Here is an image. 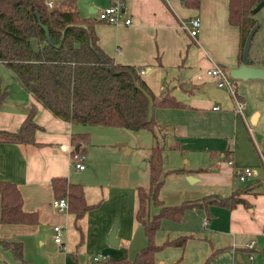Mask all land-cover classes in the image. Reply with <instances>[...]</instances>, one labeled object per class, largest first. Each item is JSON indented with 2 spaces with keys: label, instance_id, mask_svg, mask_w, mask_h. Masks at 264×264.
<instances>
[{
  "label": "crops",
  "instance_id": "0c3cea01",
  "mask_svg": "<svg viewBox=\"0 0 264 264\" xmlns=\"http://www.w3.org/2000/svg\"><path fill=\"white\" fill-rule=\"evenodd\" d=\"M228 1L198 0L197 5H190L185 0H128L123 15L131 17L128 25L122 20L117 24L100 22L95 14L85 17L93 21L96 42L108 56L116 63L135 66L154 95L168 93L184 104L153 109L154 127L163 128L158 133L162 150L173 158L163 170L167 173L158 190L162 204L174 205L205 196L225 197L233 190L245 189L238 196L247 205L239 202L229 208L208 203L185 209L179 222L162 219L154 234L156 244L179 236L186 240L182 245L168 244L157 250L154 264L264 262V80H237L236 96L223 93L221 99L208 93L216 86L212 78L205 76L198 82L193 79L194 73H202L212 65L229 70L241 61L240 30L228 20ZM94 9L91 7L89 12L94 13ZM191 17L199 20L195 37L182 28V23ZM4 90L0 130L17 131L32 108L38 127L34 131L35 143L0 141V180L15 183L23 210L36 211L38 221H0V238L20 242L23 258L30 264H100L106 259L123 258L126 261L110 264H130L146 243L134 215L135 181L124 183L122 174L116 171L101 186L104 190L97 199L86 200L89 204L100 202L83 214L78 225L68 210L59 212L51 205L55 197L52 177L84 182L77 174L86 165L75 168L71 153L88 145L96 126H75L54 116L0 61V92ZM235 98L244 102L242 111H236ZM73 131L87 132L88 138L81 137L73 145ZM118 145L123 146L124 153L132 152L125 142ZM245 166L255 173L240 181L237 171ZM159 206L151 205L150 213L157 212ZM204 217L207 224H203ZM114 223L117 246L107 243ZM53 225L61 226L60 242L53 240ZM250 241L252 248L246 246ZM97 254L105 258L93 260ZM250 254L252 259L248 258ZM0 264L25 263L0 245Z\"/></svg>",
  "mask_w": 264,
  "mask_h": 264
},
{
  "label": "trees",
  "instance_id": "16d2710c",
  "mask_svg": "<svg viewBox=\"0 0 264 264\" xmlns=\"http://www.w3.org/2000/svg\"><path fill=\"white\" fill-rule=\"evenodd\" d=\"M185 1L190 5L198 4V0ZM259 1H228V20L240 30V59L245 36L256 21L252 8ZM96 40L94 23L80 15L76 0L54 1L52 7L47 5L46 0H0V61L12 70L23 88L54 116L75 126L152 130L155 126L153 113L150 121H146L147 98L142 90L151 96L153 109L184 106L168 93L154 95L135 66L116 63L98 46ZM4 95L5 90L0 92V101ZM34 111V108L29 111L17 131L0 130V141L35 143L34 131L38 125L33 120ZM81 137L88 138L87 132L73 131L72 144H78ZM161 150L162 145H153L148 157L149 182L147 186H136L134 215L143 228L146 243L130 264H154L157 250L168 244L184 243V236L161 244L154 242L155 231L162 219L179 222L185 209L206 206L208 203L229 208L239 202L247 205L238 196L244 188L233 190L225 197L162 204L158 190L167 172L161 168ZM51 186L55 197H66L68 211L77 225L83 214L100 202L87 203L82 184L69 182L64 176L52 177ZM0 198L1 222L38 221L36 211L23 210L22 197L15 183L0 180ZM151 205H160L158 211L151 214ZM0 245L9 249L15 258L30 264L23 258L20 242L0 238ZM118 261L126 259H106L100 264Z\"/></svg>",
  "mask_w": 264,
  "mask_h": 264
},
{
  "label": "rangeland",
  "instance_id": "374dc122",
  "mask_svg": "<svg viewBox=\"0 0 264 264\" xmlns=\"http://www.w3.org/2000/svg\"><path fill=\"white\" fill-rule=\"evenodd\" d=\"M76 1L81 16L89 18L94 17V13L89 12L91 7L97 9L107 6V0ZM253 16L259 22V26L251 38L248 60L251 63L250 65L264 66V5ZM225 70L228 71L227 68ZM92 126L96 127H93L91 131L88 145H82L81 150H79V153L84 156L86 169L77 174V177L84 181L80 182V184L83 186L86 200L90 202L97 199V195H101L100 192L104 190L101 186L108 183L116 171L122 174L124 183L128 182L131 184L135 181L137 185L147 186L149 182L148 157L153 145H162V140L158 133H161L163 128L154 127L152 131L149 129L131 130L114 126ZM123 142L132 148V152L124 153L122 151L123 146L118 144ZM161 155V168L165 170L168 167V161L173 158L163 150ZM184 158L186 159V157ZM71 160L74 161L75 158L71 156ZM203 198L205 200L213 199L211 196ZM126 200L127 198H125V203ZM135 201L137 202L136 187ZM106 204L108 205L109 201ZM71 226H73L72 222ZM69 237L72 238L73 236Z\"/></svg>",
  "mask_w": 264,
  "mask_h": 264
},
{
  "label": "built area",
  "instance_id": "2783aa9c",
  "mask_svg": "<svg viewBox=\"0 0 264 264\" xmlns=\"http://www.w3.org/2000/svg\"><path fill=\"white\" fill-rule=\"evenodd\" d=\"M128 0H109L107 6L103 8L94 9V14L96 20L108 24H117L119 21L122 20V23L125 25L131 24V17L130 16H123L126 12V4ZM46 3L49 7L54 5V0H46ZM199 27V20L197 17H191L188 19L187 22L182 23V28L188 33L189 36L195 37L198 33ZM140 73L144 72V69H139ZM212 78L215 81V85L218 88L224 90V93H227L231 96H236V82L237 80L232 78L229 75V72L225 70V68L212 65L210 68H207L202 73H194L193 79L194 81H202L204 77ZM236 102V111H242L244 107V102L235 98ZM213 108H218V106H213ZM71 156L75 158L72 161L73 165L77 169L84 168V156L80 154L78 151H72ZM255 171L248 166L242 167L237 171V178L240 181L247 180L251 176H253ZM51 205L59 212H66L68 210V202L65 196L54 197L51 201ZM203 224H207V218H203ZM53 240L55 242L61 241V226L60 225H53ZM264 234V227L261 231ZM248 248L253 247V241H250L246 244ZM105 256L101 254H97L93 256V260L98 261L100 259H104ZM249 259H252V255L248 256ZM215 264H240L237 260L233 262H216ZM264 264V262H262Z\"/></svg>",
  "mask_w": 264,
  "mask_h": 264
},
{
  "label": "water",
  "instance_id": "95a60500",
  "mask_svg": "<svg viewBox=\"0 0 264 264\" xmlns=\"http://www.w3.org/2000/svg\"><path fill=\"white\" fill-rule=\"evenodd\" d=\"M54 1H59V0H54ZM264 5V0H260L253 8L252 12L255 13L257 12L260 7ZM259 26V22L255 21L253 25L249 28L241 50V61L238 66L232 67L228 70L229 75L236 79V80H248V79H261L264 80V66H254L249 64V45L251 42V38ZM45 33H46V38L49 40L48 34L46 27L43 26ZM135 86H137V83L134 82ZM142 90V89H141ZM144 95L147 98V113H146V121H150L153 113V101L150 95H148L144 90H142ZM208 93L211 96H218L219 98H223V93L224 90L221 88H218L216 86L211 87L208 90ZM257 114H254L251 118V122L253 123L255 121V117ZM77 149V148H76ZM116 224L114 223L109 230L107 234V243L111 246H117L118 244V238L116 237Z\"/></svg>",
  "mask_w": 264,
  "mask_h": 264
}]
</instances>
